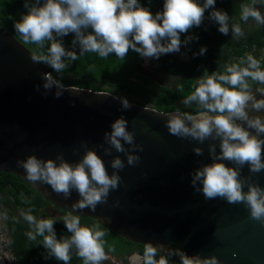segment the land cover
I'll list each match as a JSON object with an SVG mask.
<instances>
[{
    "label": "clouds",
    "instance_id": "clouds-1",
    "mask_svg": "<svg viewBox=\"0 0 264 264\" xmlns=\"http://www.w3.org/2000/svg\"><path fill=\"white\" fill-rule=\"evenodd\" d=\"M215 3L216 0H204L202 5L198 0H164L163 10L153 15L138 0H25L27 13L14 21V30L25 44H35L40 50L39 54L31 55L34 63L47 65L59 74L69 67L66 61H77L85 53H96L101 58L115 53L116 58L123 61L130 49L143 58L154 59L162 54L179 52L181 34L187 33L193 26L199 27L205 19V10L209 8L213 9L209 18L219 26L220 33L228 35L231 29L233 38L243 36L238 24L229 27L228 14L216 10ZM249 18L264 25V16L255 3L241 6L240 19L247 22ZM69 33L74 34L72 44L73 48H79V56L76 51L66 50L56 39ZM191 39L193 37L189 36L183 43ZM205 51L206 48H201L200 54ZM41 77L45 95L55 87L54 95L59 98L67 90L51 73H42ZM249 80L264 85V70L251 55L242 58L239 64L227 66L224 73L212 72L201 77L194 85V91L181 101L185 106L196 105L197 112H173L165 126L169 134L179 138H191L200 143L208 139L219 140V153L216 152V144H209L212 163L204 164L191 174L193 188L202 192L205 199L219 197L229 204H244L250 218L264 224V188L240 179V169L245 165L251 173L264 170V139L260 138L264 134V117L249 114V109L255 112L264 110V98L257 99L252 94ZM39 88L37 85V90ZM258 93L264 94V90L258 89ZM113 98L120 101L124 110L132 106L126 98ZM110 127L111 131L105 132L103 138L107 147L100 145L104 154L110 156L114 149L125 153L129 166L137 164L140 157L135 153L143 151V146L135 143L134 133L128 130L127 121L118 118ZM249 129L254 130L255 135ZM125 144L129 145L128 149ZM81 147L85 148V154L74 165L66 162L63 154H58V164L52 159L41 160L29 155L25 160H18L17 166L25 170L28 181L50 185L53 192L63 194L66 199L75 190L80 199L72 204L73 209L90 208L95 211L98 204L107 202L110 190L118 188L121 181L118 172L124 169L125 163L116 156L110 161L113 172L109 175L97 152L88 149L86 143H82ZM193 151L196 155L203 154L199 147ZM223 161H229L236 167H229ZM245 183L246 192L243 190ZM21 214L32 226V231L27 233L28 238L36 240L42 237V245L49 257L69 264L71 250L75 249L83 264H102L107 260L115 264V258L104 249L102 237L105 233L81 226L78 216L63 218L71 236L57 239L53 220H37L31 214ZM1 220L0 252H3L7 237L1 226L2 223L4 225L2 217ZM159 248L150 242L145 243L142 254L133 252L128 257V264H170L169 257L172 255L180 257V264H220L216 256L203 259L189 257L183 251L173 252L172 249L163 254ZM112 251L114 249H109V252ZM4 254L7 256V251ZM0 264L16 263L13 256L6 258L0 253Z\"/></svg>",
    "mask_w": 264,
    "mask_h": 264
},
{
    "label": "water",
    "instance_id": "water-1",
    "mask_svg": "<svg viewBox=\"0 0 264 264\" xmlns=\"http://www.w3.org/2000/svg\"><path fill=\"white\" fill-rule=\"evenodd\" d=\"M31 55L0 28V172L21 179L56 209L90 218L132 244L163 245L159 248L163 254L172 249L189 257L216 256L220 264H264V224L252 220L244 204H229L219 197L205 199L191 184V174L212 163L209 144H216L220 152L219 140L200 143L173 136L165 126L173 112L161 113L131 102V108L124 110L108 92L65 86L59 98L55 87L45 95L41 74L52 68L34 63ZM254 95L264 98L262 93ZM249 114L264 117V110L249 109ZM121 117L134 133L135 143L143 146V151L135 153L140 161L133 166L127 164L125 153L113 149L109 156L100 147H107L104 134ZM82 143L97 152L109 175L112 159L119 156L125 163L118 172V188L110 190L107 202L98 204L95 211L73 209L72 204L80 199L75 190L66 199L50 185L28 181L25 170L17 166L18 160L29 155L58 164V154L74 165L85 154ZM196 147L203 150L202 155L194 153ZM223 163L236 167L229 161ZM240 179L264 188V170L251 173L245 165ZM243 190H248L247 183ZM169 258L180 261L178 255Z\"/></svg>",
    "mask_w": 264,
    "mask_h": 264
},
{
    "label": "trees",
    "instance_id": "trees-1",
    "mask_svg": "<svg viewBox=\"0 0 264 264\" xmlns=\"http://www.w3.org/2000/svg\"><path fill=\"white\" fill-rule=\"evenodd\" d=\"M138 2L153 15L163 10L164 0H138ZM198 2L202 5L204 0H198ZM253 3L260 12L263 11L264 0H216L215 3L216 10L228 14L230 28L238 24L243 29L246 23H253L243 36L233 38L231 29L228 35L220 33L219 26L209 18L213 10L209 8L205 10V19L199 27L193 26L187 33H182L180 36L182 41L180 50L186 54L187 59H180L169 54H162L158 59L150 58L152 65L159 72L170 77L169 86L160 85L147 75L139 74L136 66L141 56L131 49L123 61L116 58L115 53L106 58H101L96 53H85L79 56V48H73V33L56 39L62 42L66 50L76 51L78 60L72 63L66 61L71 64L59 74L47 65H42L47 70L51 69L50 73L53 77L65 86L108 92L114 96L126 98L138 106L150 107L161 113L179 111L195 114L198 110L196 105L185 106L181 101L194 91V85H197L201 77L211 75L212 72L224 73L227 66L239 64L240 60L246 59L248 55L258 60L259 51L264 48V25L257 24L252 18H249L247 22L240 19L241 6ZM24 4L25 0H0V28L9 33L31 54H39L40 50L35 44H25L14 30V21H18L27 13ZM189 36L193 39L186 44L183 43ZM201 48H206L202 55ZM259 62L261 70H264V56ZM249 84L251 91L264 89L258 82L249 80ZM48 205H50L49 202L21 179L12 174L0 172V216L6 229L7 246L16 264H63V261L48 256L47 250L42 245V237H37L36 240L28 238L27 233L32 231V226L23 219L21 214H31L37 220H53L57 239H68L71 233L64 225L63 218L67 215H78L57 209L63 216L39 217ZM78 217L81 226L105 233L102 237L105 252L114 249L110 253L120 257L129 249L138 248L139 253L142 254L143 246L131 244L90 218ZM70 255L69 264H83V260L77 256L75 249L71 250ZM169 261L172 260L169 259ZM170 263L177 262L173 260Z\"/></svg>",
    "mask_w": 264,
    "mask_h": 264
},
{
    "label": "rangeland",
    "instance_id": "rangeland-1",
    "mask_svg": "<svg viewBox=\"0 0 264 264\" xmlns=\"http://www.w3.org/2000/svg\"><path fill=\"white\" fill-rule=\"evenodd\" d=\"M262 16H264V9L261 12ZM253 26L252 22H248L246 23V26L242 29L243 33H245L247 30H249L251 27ZM169 55H173L177 58L180 59H187V56L184 52H182L181 50L179 52H173V53H169ZM261 55L264 56V48L261 51ZM136 71L139 74L142 75H147L149 78H151L152 80H154L156 83L160 84V85H165V86H169L170 85V77L167 76L166 74H163L161 72H159L151 63L150 58H143L141 57L140 62L137 64L136 66ZM55 216H63L61 213H59L57 210H55L52 206L48 205L46 206L45 209L42 210V212L39 214V217H55ZM2 222L1 217H0V223ZM5 232V226L1 225ZM4 251H7V256H12L10 250L7 248L6 246V250L4 247ZM3 252H0L1 254H3L6 258L7 256L4 254ZM9 260V259H8Z\"/></svg>",
    "mask_w": 264,
    "mask_h": 264
},
{
    "label": "flooded vegetation",
    "instance_id": "flooded-vegetation-1",
    "mask_svg": "<svg viewBox=\"0 0 264 264\" xmlns=\"http://www.w3.org/2000/svg\"><path fill=\"white\" fill-rule=\"evenodd\" d=\"M261 51L262 50H260L259 51V56H258V61L261 59V57L263 56V55H261ZM168 76V75H167ZM263 87H264V85H263ZM261 90H264V89H261ZM252 92V94H254V93H256V92H258V90H256V89H254V90H252L251 91ZM55 210H57V209H55ZM58 211V210H57ZM59 212V211H58ZM132 244V243H131ZM133 245H138V244H133ZM133 252H139V250H138V248H133V249H129V251H126V252H124L123 253V255L122 256H120V257H117V256H115V255H113L112 253H110V252H106V253H108L110 256H112V257H114L115 258V264H128V257L133 253ZM170 260H172V261H170V262H173V260L174 261H176L177 263H175V264H180V261H178V260H176V259H173V258H169ZM102 264H113V262H112V260H107V261H103L102 262ZM171 264V263H170ZM174 264V263H173Z\"/></svg>",
    "mask_w": 264,
    "mask_h": 264
}]
</instances>
